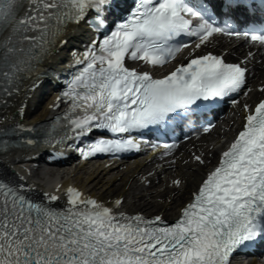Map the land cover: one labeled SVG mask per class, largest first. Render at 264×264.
Masks as SVG:
<instances>
[{
  "label": "snow or ice",
  "instance_id": "6c2138e0",
  "mask_svg": "<svg viewBox=\"0 0 264 264\" xmlns=\"http://www.w3.org/2000/svg\"><path fill=\"white\" fill-rule=\"evenodd\" d=\"M81 24L98 38L74 52L77 70L57 97L67 110L49 128L24 124L25 105L15 113L20 120L0 118V156L38 141L85 159L138 150L134 133L190 122L246 88L257 54L264 63V0H0V108L38 87L42 64ZM183 36L196 38L187 62L155 77L152 70L190 47ZM216 36L257 52L238 62H227L228 53L196 54ZM244 111L241 130L173 223L127 213L122 198L109 206L76 187L63 189L61 201L0 164V264H231L241 249L264 245V100ZM163 147L170 155L176 145ZM193 160L206 164L203 153Z\"/></svg>",
  "mask_w": 264,
  "mask_h": 264
},
{
  "label": "bare ground",
  "instance_id": "6f19581e",
  "mask_svg": "<svg viewBox=\"0 0 264 264\" xmlns=\"http://www.w3.org/2000/svg\"><path fill=\"white\" fill-rule=\"evenodd\" d=\"M89 38L90 34L88 33V30H86L82 25L73 30H70V32L66 36L68 43L63 48L59 49L56 54L49 58L48 65L53 68H62L68 59V51H70V46L71 48L72 46H79L81 42H84ZM49 90L50 86L44 83H42L41 86H39L35 90L28 101L25 118L29 117V115L34 112L35 108L39 105L40 101L48 94ZM251 94L252 93H250V95ZM20 156V154H8L5 156H0V164L6 165L8 167L10 165H17L16 158ZM26 163H28V161H26ZM111 172L112 171L108 169H94L92 171L84 172L83 175L77 176L76 181H79L82 186L87 187L92 193L99 194L103 197L113 194L119 195L128 191V189H125L126 184L121 186L120 184H118V179H116L119 175H124L127 170H118L114 175H112ZM125 178L127 179V177ZM143 191L138 192L134 196L137 197L139 195L137 206H140L144 209H153L154 207H157L158 209L162 210L164 214H167L176 205L180 206V204L185 200L184 198H182L184 193H177L175 195L176 197L167 204H164L162 202L155 206L150 202V196L148 194L149 192L145 193Z\"/></svg>",
  "mask_w": 264,
  "mask_h": 264
}]
</instances>
